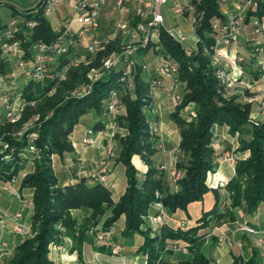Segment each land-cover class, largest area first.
Segmentation results:
<instances>
[{"label":"trees","instance_id":"obj_1","mask_svg":"<svg viewBox=\"0 0 264 264\" xmlns=\"http://www.w3.org/2000/svg\"><path fill=\"white\" fill-rule=\"evenodd\" d=\"M192 3L196 13L201 12L194 28L195 34L199 37L197 50L186 53L179 42L166 31H162L159 51L169 54L177 64V77L182 88L180 94L182 100L175 104L174 110L170 113V119L177 125L180 135L178 149L184 156V159L176 164L184 171L178 188L165 192L161 198L156 194L157 191L162 192L164 189L162 173L164 169L162 163L155 164L153 160L159 140L156 133L149 132L148 129L150 116H146L144 109L152 104V97L149 95L150 77L142 70L141 65L153 62V54L157 51L153 52L146 48L140 50L137 55L140 61L136 63L133 74L134 97L124 98L126 112L117 118L118 122L126 121L128 131L119 140L118 161L124 166L126 177L124 193L114 203L111 197L112 190L106 184L95 182L89 185L85 178L68 185L59 184L52 169L50 156L72 149L70 133L80 116L92 109L97 113L104 112L106 99L113 89L119 87V78L122 74L121 68H115L91 83L89 93L63 100L60 96L64 90L88 82L86 73L94 64L70 68L67 71L69 72L67 80L61 83L58 92L46 99L48 106L53 107L51 114L38 127L30 130L38 132L36 144L42 152L41 160L36 161V170L24 176L21 181L22 187L34 189V211L30 219L34 236L20 243L6 264H57L49 257L48 246L51 242H59L60 236L77 239L79 243L83 239L82 228H76V220L69 214V210L77 208L92 209L93 217L102 215L109 208L110 215L105 218L103 229L113 228L114 223L123 215L125 226L120 233L126 237L137 233L143 237V243L138 251L146 256L147 264H153L161 254L175 252L166 249L168 242L175 243L172 240H182L190 251L189 259L178 261L176 264H210V259L201 250L208 233L200 230L218 225L225 220H235L234 208L243 207L247 213H253L260 204H264V130L247 124L242 128L250 114V106L248 104L241 106L222 97L220 90L223 84L218 76V69L221 66L212 64L210 52L204 50L214 42L213 21L225 20V14L220 11L217 0H192ZM16 12L18 11L14 10V13ZM20 13L23 19L35 21V25L27 30L28 33L22 39L25 48L38 41L50 42L56 38L57 31L52 30L49 21L42 14V0ZM263 13L264 0L248 12L247 20L252 15L260 17ZM113 49V46H109L107 50L100 52L97 63L101 56ZM69 52L71 51L67 50L57 58L54 77L44 85L40 95L32 94L33 81H29L23 87L22 95L28 100L35 101L48 96L58 80V71L70 61ZM149 52L151 56L148 61L146 57ZM190 104H193L196 117L188 120L191 115L185 109ZM214 124L227 125L232 134L245 131L250 132L252 136L251 139L244 135L239 138L238 149H249L250 156L237 161L235 175L225 185L230 194V205L221 207L219 195L214 190L213 207L203 212L194 226L172 228L165 224L158 227L153 223H145L143 218L147 215L151 203L160 201L168 213H173L177 209H186L189 203L200 200L209 190L206 184L207 173L215 171L216 168L215 152L211 146ZM6 140L8 144L0 148V181H5L15 174L21 169L20 165L33 167L26 163V157L22 154L26 140L11 137H6ZM135 154L147 165L142 178L137 176V170L131 163V157ZM6 155L9 157L5 158ZM11 167H15L14 170H10ZM57 222H60L64 232L54 227ZM257 257L258 251L254 250L244 263L240 255H233L231 264H259Z\"/></svg>","mask_w":264,"mask_h":264},{"label":"built area","instance_id":"obj_2","mask_svg":"<svg viewBox=\"0 0 264 264\" xmlns=\"http://www.w3.org/2000/svg\"><path fill=\"white\" fill-rule=\"evenodd\" d=\"M64 0H42V14L48 18L55 13ZM128 1H130L128 3ZM229 0H217L218 6L224 5ZM262 0H236L235 13H224L225 20L215 19L212 23V38L213 43L204 50L210 52L211 62L214 65L221 66L218 69V76L222 83L230 86L231 81L235 80L230 69L229 55L223 48L224 46L237 45L240 33V27L246 23L252 25V32L255 35L251 46L250 54L264 55V23L260 17L254 16L247 20V14L251 9H255L258 3ZM106 3V0H73L69 17L63 22L57 30V36L53 41L45 42L38 41L33 46V54L27 56L22 39L28 33L27 30L35 25V21L22 19L19 22L16 18L3 27L0 34V52L7 57L13 59L16 63V68L8 75L9 85L4 88L2 101L5 102V118L8 121L14 122L24 112L28 104H33V101H24L21 91H15V84L19 77H24L27 80L43 81L46 78H53L54 74L50 72L49 62L54 58H59L68 50V44L65 43L66 38L70 35L73 24L78 25V29L74 31V36L77 39H83L86 36H92L91 41L86 45L87 56H73L70 61L59 70L58 78H64L70 68L80 66H89L93 58L100 52L108 49L109 46L117 42L115 49L104 55L98 66H90L87 70L88 82L80 84L73 92L72 96H83L89 93L91 83L101 79L105 74L111 72L115 68H121L122 74L119 78V87L113 89L106 99L105 112L111 117L110 123L105 129L95 133H87L80 144L82 146H94L98 144L100 136L105 137L108 142L114 138L117 131L116 118L124 109V98L134 97V78L133 74L137 63L138 52L142 49H150L157 51L153 54L155 63V72L149 78V95L152 97L155 90L162 89L172 98L175 103L182 100L178 93V86L181 83L177 77V64L173 61L169 54H163L160 51V38L162 31H166L175 41L179 42L184 39L180 31L172 32L164 27L165 17L163 10L171 9L175 14L186 17L187 24L193 28L198 23L199 14L192 0H115L112 5V10L116 17L112 20L109 33L103 38H95L94 34L99 27L100 10ZM199 37L196 35L195 46L193 48L183 47L186 53H191L197 50ZM237 57L238 61L243 60ZM261 60V59H260ZM261 71L264 72L263 61H260ZM142 70L150 71L149 64L142 63ZM1 79V78H0ZM171 81L168 85L165 80ZM13 95V102L10 101V96ZM261 108L264 113V98H261ZM158 112L152 109L149 123L152 130H156L154 118ZM90 132V131H89ZM24 133H19L21 137ZM37 139V132H31L28 135L27 145L24 149L23 156L26 157V163L33 164V159L36 154V146L34 141ZM113 147L107 144L106 156L112 154ZM9 156L6 155L5 158ZM235 154L224 153L223 160L233 165L235 162ZM162 169H167L165 164H162ZM107 164L101 163L96 171L91 173V177L100 183L106 184L110 189L114 183H106ZM169 179L176 181L183 175V171L176 166L168 170ZM17 181V176L12 174L7 180L0 181V197L5 192H11L13 184ZM18 196V191L16 190ZM27 206L32 208V201L25 200ZM23 214L18 211L14 214L7 215L3 213L0 220V229L6 227L5 220L13 224L15 232L21 235H29V227L22 220ZM152 223L158 227L164 224L162 214L158 213L152 218ZM184 224V222H182ZM251 231L249 228H240ZM114 229H99L94 233V239L99 246L111 249L114 253H119L122 250L120 243L114 241ZM264 243V240H263ZM239 245V244H238ZM4 242H0V252L4 251ZM166 249L175 252L187 253L188 249L185 245H177L172 243L166 244ZM161 255L153 264H160Z\"/></svg>","mask_w":264,"mask_h":264},{"label":"crops","instance_id":"obj_3","mask_svg":"<svg viewBox=\"0 0 264 264\" xmlns=\"http://www.w3.org/2000/svg\"><path fill=\"white\" fill-rule=\"evenodd\" d=\"M41 0H0V8L6 6L8 11V16L3 17V9H0V34L4 26H6L11 19L16 18L19 22L22 21L23 17L20 13L22 10H27L34 7ZM115 0H106V3L100 10L99 15V27L97 32L94 34L95 38H103L110 31V26L112 20L116 17L115 12L112 10V5ZM73 0H64L59 6L58 10L51 14L47 20L50 23L52 30L57 31L63 22L69 17L71 4ZM130 1H128L129 3ZM14 10L18 12L14 13ZM262 15H260L261 18ZM254 17V15L250 16ZM240 27L239 33V43L237 45L224 46L223 48L230 53L231 56H239L243 59L242 74L243 80L249 85L253 86L255 89H264V76H261L258 71V64L253 56L250 54L251 46L255 35L252 32V28H249V25ZM74 25V24H73ZM78 26V25H77ZM75 29L72 28L70 35L67 39L69 56H87L86 45L91 41L92 36H86L83 39H77L74 36ZM117 42L112 44L115 49ZM33 45L27 46L25 48L27 56L33 54ZM151 54L149 53L146 59H150ZM140 61L137 58V62ZM57 58H52L49 62L50 72L54 74L56 70ZM240 63V64H241ZM14 64V65H13ZM150 71L148 76H152L155 72V63L149 62ZM16 68L15 61L6 55L0 52V76H7L11 71ZM0 92L9 85L8 83H3L2 77H0ZM52 79V78H46ZM5 80H8L5 78ZM20 80V87L17 89V82ZM31 80H27L24 77H19L15 84V91H20L23 87ZM33 81V80H32ZM166 84H170L171 81L168 79L165 80ZM181 84V83H180ZM179 84V85H180ZM179 87V86H178ZM1 101V100H0ZM1 104V102H0ZM175 102L170 96L166 94L165 90L157 89L152 96V106L160 109L159 116L155 117V124L158 128L156 135L158 136L159 145L157 147L156 153L154 154L155 164H165L166 166H173L175 164V158L177 156L178 145L180 142V135L178 127L175 122L170 119V113L174 110ZM3 107V105H2ZM148 108V111L149 109ZM0 113V118L4 115V108ZM102 117L95 119V123L92 124V130L99 131L106 128L109 125L111 117L104 111ZM150 116V114H149ZM99 123L98 125H96ZM87 131V132H86ZM82 137L78 140H73L70 136L72 142V150L68 152H63L62 154H54L52 158V169L54 175L56 176L59 184L68 185L78 181L81 178H85L89 185L93 183L88 178V174L93 167V165L103 158L109 160V157L105 156L103 150L99 145L105 144V140L100 142L103 136H100L98 139L99 145H94L91 152H88V149L85 146L80 144L81 139L87 135L88 129L86 130ZM95 132V134H96ZM213 138H212V147L215 152V162L216 168L215 171L211 172L207 178V183L211 184L209 190L203 194L200 200L193 201L189 203L186 209H177L173 213H168L164 207L158 206L157 202L150 204L148 208L147 215L144 217V222L147 224H152V216L155 214H162L164 224L172 228L176 227H190L197 224L198 219L201 217L202 213L211 209L215 203V193L217 191L219 195L220 206L222 201L228 203L229 194L225 189L227 182L235 175V168L228 165L226 162L222 161L221 156L225 152H234L241 154V151H238L239 138L240 135H235L229 132V128L226 125L214 124L212 127ZM107 140V139H106ZM116 156H118L120 151V144H116ZM114 154V149L112 154ZM113 157V156H112ZM112 159V158H110ZM118 159V158H117ZM136 159V160H135ZM110 161V160H109ZM108 161V162H109ZM118 160L114 163L111 160V173L108 176V180L114 183V188L112 190V200L114 202L119 200V197L124 193L126 188V180L123 184V188H118L117 190V176L116 170L117 166L120 163ZM132 163L137 170V176L142 177L147 169V165L142 161L139 155H134L132 158ZM123 166V165H122ZM124 169V166H123ZM28 170H31L28 168ZM163 176H167L166 172H162ZM25 173H19L18 181L13 184L11 192H5L0 197V212L7 215L14 214L15 212H22L23 217L21 221L30 224V219L32 215L31 208H29L25 202L28 197L27 187L21 186V181ZM165 176L164 180V193L171 192L176 190L175 186L171 182L167 181ZM218 184L217 188H215ZM16 190L18 191V196L16 195ZM115 190V191H114ZM235 214V220L224 222L220 225H215L212 228L204 231L208 234L206 235V240L202 245L203 254L210 259V264H231L233 261V255H241V249L236 245L229 246L226 244L227 241L232 240H247V234L237 229L239 220L249 222L251 225H258L260 228H264V204H260L255 212L247 213L243 207H237L233 209ZM92 210L90 208H78L72 210V215L77 220H86L91 216ZM110 215V209H106L104 214L99 217L98 222L102 223L106 217ZM184 222V224H182ZM6 227L2 230L0 229V242H4V251L0 252V264H6L7 260L11 257L14 249L18 246L23 238L21 236L13 234L10 229V222L5 220ZM125 226V217L122 215L113 225L114 232L118 236V243L122 246V251L118 255L110 254L106 249L101 248L98 245H95L91 238L88 235H84L83 240L74 245L73 239L67 238L62 242L64 251L51 250L50 257L57 264H147L146 256L138 251L141 244L143 243V237L139 234H133L129 237L122 235L120 232ZM214 238V239H213ZM212 239L214 241H212ZM173 242L185 245L182 240H172ZM246 244V243H245ZM244 244V252L246 253V245ZM100 247V248H99ZM233 247L236 248V251H233ZM164 262L166 264H174L181 260H187L190 258V255L183 253H165Z\"/></svg>","mask_w":264,"mask_h":264},{"label":"rangeland","instance_id":"obj_4","mask_svg":"<svg viewBox=\"0 0 264 264\" xmlns=\"http://www.w3.org/2000/svg\"><path fill=\"white\" fill-rule=\"evenodd\" d=\"M235 3H236V0H229L226 4L221 5L219 7V9L223 13H235ZM0 9H3V11H2L3 12L2 18L3 17H7L8 16L9 9L6 6H3ZM163 12H164V17H165L164 27L165 28H168L169 30H171L174 33L177 32V31H180L183 34V36H184V39H182L180 41L181 46L182 47H190V48H193L195 46V44H196L195 43V41H196V34H195L193 28L190 27L187 24L186 17L183 16V15L175 14L169 8H165L163 10ZM261 19H262V21L264 23V13L261 16ZM247 25H249V28H252V25H250V24H247ZM73 29H76V30L78 29L77 24H74L73 25ZM69 39L65 40V43L69 42L68 41ZM238 43H239V39H238ZM228 55H229L230 63H233L232 64V69H230V70H231L232 75L234 76L235 80L231 81L232 84L230 86L226 85V83H222L223 84V87L220 90L221 91V95L226 100L233 101L235 104H238V105H241V106H245V105L248 104L250 106V114L248 116V119H247L246 123L242 125V128H244L247 125L248 126L254 125V126L260 127L261 129L264 130V113L262 112L261 100H260L261 98H264V89H262V90H260L259 88L258 89H255V88H253V86L249 85V83L244 82V80H243V74H242L243 67H241L242 66V63H243L242 62L243 60L238 61V58L237 57L231 56L230 53H228ZM97 56L95 58H93V61H92V63L94 64L93 66H98V64L100 63L101 58L104 55L101 56V58H99L100 59L99 60V63H97ZM252 56L255 58V60H256V62L258 64V71H259L260 75L261 76H264V72L261 71V64L259 63V60L261 59L260 61H263V64H264V55L254 54ZM15 66H16V63H15ZM68 73L65 75L64 78H58L56 84L52 87V89L47 94L48 96L44 97L43 99L38 100V101L31 100V99L28 100V99H26L25 96H23L22 99L24 101H26V102L33 101V104H28L26 106L24 112L14 122L8 121L5 118V114H6L5 102H3L2 99H1L2 96L4 95L3 94L4 89L0 92V100H1L0 101L1 102V104H0V113H2V111H3L2 108H4V115H3L2 118H0V148H2L3 146H5V145L8 144V142L6 140V137H11V138L18 139V140L25 139L26 140V145H27L28 135L31 132H37V131H33V130L30 131V130L33 129V128L38 127L39 124L44 119H46L51 114V112H52V108L53 107L52 106H48V103L46 102V99L49 96H53L55 93L58 92L59 88L62 86L61 83L64 80H67ZM0 77H2L3 83H8L9 82V80H5V78L8 79V75L5 76V77L4 76H0ZM49 80L50 79H44L43 81H35V80H33V83H32V94L35 95V96L40 95L42 93V91H43L44 85L48 84L49 83ZM20 83L21 82L19 80L17 82V89H19ZM79 85L80 84H77L73 88L64 90L62 92L60 98L64 100V99H67L68 97H71L72 96V92ZM181 90H182V88H181V84H180L179 87H178V93L181 94ZM12 100H13V95L10 96V101L13 102ZM2 105H3V107H2ZM148 108H150V106L149 107H146L144 109V111L146 113V116H149L148 114H151L152 109H155L158 112V115L157 116H159V114L161 112L160 109H157L156 107L152 106V108H150L149 111H148ZM185 110H187L190 113V115H191L190 116L191 118H189L188 120H191L192 118H195L196 117V114L194 113V110H193V104H190ZM125 112H126V107H125V104H124V109L120 112V114H125ZM103 115H104L103 111L97 113L95 110L92 109V110H89L87 113L83 114L82 116H80V118L78 120V123L73 127V129H72V131L70 133V136L72 137V139L73 140L80 139L82 137L83 133L87 129L90 131V132L88 131V133H90V134L91 133H95L96 131L92 130V124L96 122L95 121L96 118L102 117ZM118 116H117V118H118ZM117 118H116V123H117V128L118 129H117V131L115 133L114 138L111 140V142H108L106 139L101 138L100 139V142L102 143V140H105L106 143L103 144V145L97 144V145H99L101 147V149L103 150V152H104V154L106 156L107 144L110 143L111 146L114 149V154L113 155H110V156L109 155L107 156V157H109V160L110 161L107 160L106 158H103L102 160H100L99 162H97V163H95L93 165V167L91 168V170H90V172L88 174V178L91 180L92 183H95V182L96 183H100L99 181L94 180V178L91 177V173L93 171H96L98 169V167L101 166V163H103V162L107 164V171H106L107 172V174H106V177L107 178H106V183H108V182L109 183H112V181H109L108 180V176L111 173L110 169L112 167L111 164H110V162H111V160H113L114 163H115L116 160H118L117 158L119 157V154H118V156H116V149H115L116 144H117V142H119L120 138L124 137L128 133V131L126 129V121L125 120H121L120 122H118V119ZM148 125H149V128H148L149 129V132L156 133V131L157 132L159 131L157 127H156V130L155 131L154 130L151 131V127H150V123L149 122H148ZM22 132L24 134L20 137L19 136V133H22ZM233 134H235V135H238L239 134L241 137H242V135H244V136H246L247 139H251V137H252L251 134H250V132H245V131H242V132L237 131V132H235ZM37 139H38V132H37ZM37 139L34 141V145L36 146L37 149H36V154H35L34 159H33V164H32L33 167H30L31 170H28V168H29L28 165H26V166L25 165H20L21 166V169H18L16 171V173H15V175L17 176V181H18L19 173H22V172L25 173L23 175V178H24V176H26L27 174L34 172L36 170V167H35L36 161H40L41 158H42L41 149L36 144ZM70 141H71V139H70ZM211 146H212V144H211ZM239 146H240V143H239ZM239 146H238V148H239ZM85 148L88 149V152H91L92 151V148L94 149L95 147H93L91 145H88V146H85ZM71 150H69V151H71ZM238 151H241L242 152V155L241 154L239 155V154L234 153V152H225V153H230V155L231 154H233V155L235 154L236 158H235V162H234L233 165H230L228 162H226V161L223 160V154L224 153L221 156L222 161L226 162L228 165H230L231 167L235 168V165H236V163H237L238 160H245V159H247L250 156V150L249 149H246V150H239L238 149ZM65 152H68V151H65ZM54 154H57V153H53L50 156L51 157V165H52V158H53V155ZM133 156L131 157V163H132ZM110 158H112V159H110ZM183 159H184V156L181 153V151L178 149L177 156L175 158V164L173 166H171V167L170 166H166L167 169L164 170V172L167 173V176L165 175L166 178H167L166 180L169 181V182H171V184L173 186H175V189L178 188V182L183 177L184 171L181 169L183 171V175H182V177L180 179H178L176 181H172V180L169 179L168 170L170 168L174 167V166L177 167V165H176L177 162L179 160L182 161ZM14 168L15 167H11L10 170L11 169L14 170ZM115 172H116V176H117V182L116 183L118 185L117 186V190H118V188H123V184L125 183V180H126V177H125V173H124V169H123L122 164H119L117 166V170ZM210 173L211 172H208L207 173L206 180L209 177L208 175ZM165 176H163V179L164 180H165ZM206 184H207L208 187L211 185V184H208L207 181H206ZM215 186H216L215 188H217L218 184H216ZM27 188H29L28 189V197H29V199H26V200H31L32 201L31 211L33 213V211H34V202H33L34 189L33 188H30V187H27ZM113 188H111V190H113ZM156 194H157V196H159L161 198L164 195V191H162V192L157 191ZM228 194H229V192H228ZM116 202H114V203H116ZM155 202L158 203V206L159 205H160V207L162 206V203L160 201H155ZM221 204H223L221 207H223V206L228 207L230 205V194H229L228 203L225 202V200H224V201L221 202ZM72 210L73 209L69 210V214L72 216V218H74L76 220V228L77 229L82 228V232H83L82 233V237L84 238L85 237L84 235H88L91 238L92 242L95 245H98L96 243L95 239H94V233L96 231H98L99 229L103 228V222L104 221L102 223H99L98 220H99V217L102 216L104 213L102 215H96L95 217H93V214H92L93 211H92L91 216H89L86 220H80L79 221L75 217H73ZM1 216L3 217V213L2 212H0V220H1ZM153 217L154 216H152V218ZM143 220H144V218H143ZM228 221H233V220H225V221L219 223L218 225H220V224H222L224 222H228ZM22 222L30 228L29 229V232H30L29 235H24L23 236V235L15 232V229L13 227L14 225L11 224V222H10V224H11L10 225V229H11V232L13 234H16V235L21 236V238H23V241H24L25 239L34 236V233L32 232V228H31V225L30 224L25 223L24 221H22ZM236 226L238 227L237 229H239L242 232H244V233L247 234V236H248L247 237V240L244 241L243 239L242 240H235V239L232 240L231 239L230 241H227L226 244H228L229 246L236 245L237 247H239V249H241V255L240 256H241V258H242V260H243L244 263L254 253V250H257L258 251V257H257L258 263L259 264H264V255H263V252H264V243H263V240H264V228H260V227H258V225H251V224H249V222L243 221V219L239 220V222H238V224H236ZM245 226H246V228H249V229H252V230L251 231H248L246 229H240V228H243V227L245 228ZM54 227L56 229L64 232V228L62 227V225L60 224V222H57L54 225ZM212 227L213 226H211V228ZM209 228L210 227H205V228L201 229L200 231L203 232V231L208 230ZM108 229H111L112 230V228H108ZM77 233H78V230L76 231V234ZM112 236H113L112 239L114 241L118 242V236L116 235L115 232L113 233ZM67 238H70V237H68V236H60V241L59 242H51L49 244V246H48L49 257H50L51 250L64 251V247L61 244H62V242H64L65 240H67ZM70 239H72V238H70ZM213 239H212V241H214ZM73 242H74V245L79 244V240H77V239H75V240L73 239ZM244 244L246 245V253L243 250V249H245L244 248ZM177 245H179V244H177ZM100 247L103 248V249H106L112 255H118L122 251L121 250L119 253H114L111 249H108V248L103 247V246H100ZM14 251H15V249H14ZM14 251H13V253H14ZM233 251H236V248L235 247H233ZM13 253H12L11 256H13ZM171 253H177V252H171ZM178 253H180V252H178ZM183 254L190 255V251L188 250L187 253H183ZM163 256L164 255L161 254L160 264H166L164 262V257ZM50 259H51V257H50ZM80 264H82V263H80ZM174 264H176V263H174Z\"/></svg>","mask_w":264,"mask_h":264}]
</instances>
